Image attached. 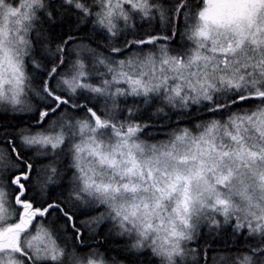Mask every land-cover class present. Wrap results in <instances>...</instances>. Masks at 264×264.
I'll list each match as a JSON object with an SVG mask.
<instances>
[{
    "label": "snow or ice",
    "instance_id": "1",
    "mask_svg": "<svg viewBox=\"0 0 264 264\" xmlns=\"http://www.w3.org/2000/svg\"><path fill=\"white\" fill-rule=\"evenodd\" d=\"M0 264H264V0H0Z\"/></svg>",
    "mask_w": 264,
    "mask_h": 264
}]
</instances>
